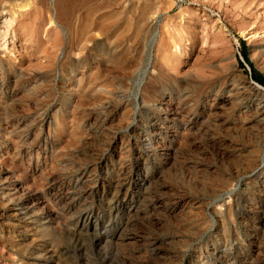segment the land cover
I'll return each mask as SVG.
<instances>
[{
  "label": "rangeland",
  "instance_id": "1",
  "mask_svg": "<svg viewBox=\"0 0 264 264\" xmlns=\"http://www.w3.org/2000/svg\"><path fill=\"white\" fill-rule=\"evenodd\" d=\"M251 67L264 0H0V264H264Z\"/></svg>",
  "mask_w": 264,
  "mask_h": 264
},
{
  "label": "trees",
  "instance_id": "2",
  "mask_svg": "<svg viewBox=\"0 0 264 264\" xmlns=\"http://www.w3.org/2000/svg\"><path fill=\"white\" fill-rule=\"evenodd\" d=\"M245 44V42H243ZM244 48L246 49V46H244ZM243 58L246 60V61H249L248 60V56L247 54L245 53V50L243 52ZM247 63V62H246ZM251 77L252 79L257 83L259 84L260 86L264 87V75L260 74L257 70L254 69V67H251Z\"/></svg>",
  "mask_w": 264,
  "mask_h": 264
},
{
  "label": "bare ground",
  "instance_id": "3",
  "mask_svg": "<svg viewBox=\"0 0 264 264\" xmlns=\"http://www.w3.org/2000/svg\"><path fill=\"white\" fill-rule=\"evenodd\" d=\"M26 4V3H25ZM28 5V4H27ZM23 8H25V6H23ZM3 11V10H2ZM247 39V38H246ZM251 85L256 89L261 91L264 94V88L262 86H260L259 84L255 83V82H251ZM240 90V89H239ZM260 93V92H259ZM235 97V96H234ZM239 98V97H238Z\"/></svg>",
  "mask_w": 264,
  "mask_h": 264
},
{
  "label": "built area",
  "instance_id": "4",
  "mask_svg": "<svg viewBox=\"0 0 264 264\" xmlns=\"http://www.w3.org/2000/svg\"><path fill=\"white\" fill-rule=\"evenodd\" d=\"M244 65L246 66V68L250 71L249 66L244 62Z\"/></svg>",
  "mask_w": 264,
  "mask_h": 264
},
{
  "label": "water",
  "instance_id": "5",
  "mask_svg": "<svg viewBox=\"0 0 264 264\" xmlns=\"http://www.w3.org/2000/svg\"><path fill=\"white\" fill-rule=\"evenodd\" d=\"M254 82V81H253Z\"/></svg>",
  "mask_w": 264,
  "mask_h": 264
}]
</instances>
